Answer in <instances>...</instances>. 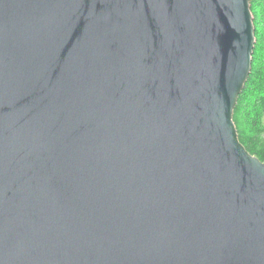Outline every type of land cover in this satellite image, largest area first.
<instances>
[{
    "label": "water",
    "instance_id": "1",
    "mask_svg": "<svg viewBox=\"0 0 264 264\" xmlns=\"http://www.w3.org/2000/svg\"><path fill=\"white\" fill-rule=\"evenodd\" d=\"M255 41L250 0H0V264H264Z\"/></svg>",
    "mask_w": 264,
    "mask_h": 264
},
{
    "label": "trees",
    "instance_id": "2",
    "mask_svg": "<svg viewBox=\"0 0 264 264\" xmlns=\"http://www.w3.org/2000/svg\"><path fill=\"white\" fill-rule=\"evenodd\" d=\"M255 45L248 78L233 110L238 139L249 153L264 161V0H250Z\"/></svg>",
    "mask_w": 264,
    "mask_h": 264
},
{
    "label": "rangeland",
    "instance_id": "3",
    "mask_svg": "<svg viewBox=\"0 0 264 264\" xmlns=\"http://www.w3.org/2000/svg\"><path fill=\"white\" fill-rule=\"evenodd\" d=\"M260 31H264L263 24L260 25Z\"/></svg>",
    "mask_w": 264,
    "mask_h": 264
}]
</instances>
